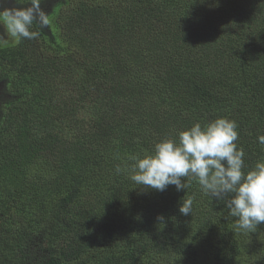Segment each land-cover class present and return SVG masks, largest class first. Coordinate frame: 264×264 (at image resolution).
I'll list each match as a JSON object with an SVG mask.
<instances>
[{
  "label": "trees",
  "instance_id": "trees-1",
  "mask_svg": "<svg viewBox=\"0 0 264 264\" xmlns=\"http://www.w3.org/2000/svg\"><path fill=\"white\" fill-rule=\"evenodd\" d=\"M40 6L35 39L0 25V264H264V223L236 231L198 182L160 192L115 172L220 117L244 171L264 160V0Z\"/></svg>",
  "mask_w": 264,
  "mask_h": 264
},
{
  "label": "clouds",
  "instance_id": "clouds-1",
  "mask_svg": "<svg viewBox=\"0 0 264 264\" xmlns=\"http://www.w3.org/2000/svg\"><path fill=\"white\" fill-rule=\"evenodd\" d=\"M41 0H31L27 7L0 10V25L7 37L17 41L35 39L39 33L34 24L46 27L48 14L41 8ZM0 42L7 40L0 36ZM237 122L220 117L206 124L199 122L178 133V140L164 139L154 145L153 151L143 157L131 155L132 163L117 165L116 174L129 172L136 185L163 192L169 185L179 192L187 190L192 181L198 182L201 191L223 201L228 215L236 218V231L255 232L264 223V160L245 169L244 150L238 148ZM258 142L264 145V135ZM182 178H185L182 182ZM193 200L183 199L179 206L182 215L192 212ZM163 220V216H158Z\"/></svg>",
  "mask_w": 264,
  "mask_h": 264
}]
</instances>
